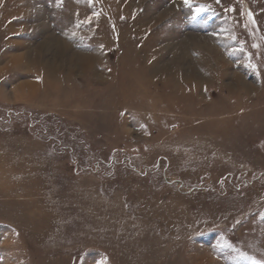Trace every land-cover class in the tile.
I'll return each mask as SVG.
<instances>
[{
    "label": "rangeland",
    "instance_id": "374dc122",
    "mask_svg": "<svg viewBox=\"0 0 264 264\" xmlns=\"http://www.w3.org/2000/svg\"><path fill=\"white\" fill-rule=\"evenodd\" d=\"M0 264H264V0H0Z\"/></svg>",
    "mask_w": 264,
    "mask_h": 264
},
{
    "label": "snow or ice",
    "instance_id": "6c2138e0",
    "mask_svg": "<svg viewBox=\"0 0 264 264\" xmlns=\"http://www.w3.org/2000/svg\"><path fill=\"white\" fill-rule=\"evenodd\" d=\"M184 4H185V6L191 8L192 7V0H184ZM204 9H205V6H203V5L198 6L197 14H199V12L204 11Z\"/></svg>",
    "mask_w": 264,
    "mask_h": 264
},
{
    "label": "bare ground",
    "instance_id": "6f19581e",
    "mask_svg": "<svg viewBox=\"0 0 264 264\" xmlns=\"http://www.w3.org/2000/svg\"><path fill=\"white\" fill-rule=\"evenodd\" d=\"M86 64L91 65V64H93V63H92V61L88 60V63H86ZM16 94H17V93H16ZM22 95H23V94H22Z\"/></svg>",
    "mask_w": 264,
    "mask_h": 264
}]
</instances>
